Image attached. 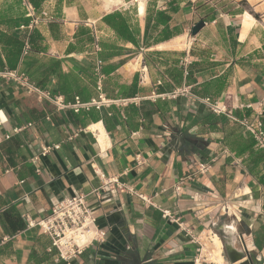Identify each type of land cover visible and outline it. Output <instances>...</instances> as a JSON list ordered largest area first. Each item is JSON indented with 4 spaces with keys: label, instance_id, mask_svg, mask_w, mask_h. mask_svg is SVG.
<instances>
[{
    "label": "crops",
    "instance_id": "obj_1",
    "mask_svg": "<svg viewBox=\"0 0 264 264\" xmlns=\"http://www.w3.org/2000/svg\"><path fill=\"white\" fill-rule=\"evenodd\" d=\"M29 8L50 19L27 28ZM113 12L139 30L136 45L102 22ZM157 12L167 40L163 26L151 30ZM32 32L40 39L29 44ZM6 71L65 104L104 102L57 109L0 74V264H65L28 222L80 194L106 237L70 264H192L215 227L264 264V161L252 169L248 153L236 156L230 146L247 133L223 115L204 122L213 113L201 102L259 115L264 127V0H0Z\"/></svg>",
    "mask_w": 264,
    "mask_h": 264
},
{
    "label": "built area",
    "instance_id": "obj_2",
    "mask_svg": "<svg viewBox=\"0 0 264 264\" xmlns=\"http://www.w3.org/2000/svg\"><path fill=\"white\" fill-rule=\"evenodd\" d=\"M33 12V9L29 8L27 17H29L31 21L27 28L36 27L50 19L44 11L40 12L39 16H35ZM0 74L3 77L11 79L20 86L25 87L28 92L36 93L41 98L46 99L57 109H71L74 112H78L80 107L87 108L89 106H94L99 108L101 103L104 102L100 96L98 101H92L87 105L79 104L77 98L75 99L74 104H65L61 97H52L48 93H43L38 88L34 87L23 75H19L13 71H6ZM182 94H184V91L178 90L168 95V97L174 98L177 95ZM201 102L211 113L218 116H226L229 120L238 123L244 131L253 138L255 147L264 152V127L259 115L237 119L226 107L219 106L210 99H203ZM52 149L56 150L58 149V146L42 148L41 155L48 154ZM206 171V165H199L198 172L200 174H203ZM112 183H117V181L114 179L108 180L104 186ZM179 190L180 187L177 186L174 191L178 193ZM138 197L145 202L141 196ZM85 198L86 196L82 194L66 198L52 206L49 214L44 218L36 222H28V227H37L42 234L49 238L51 248L56 251L57 260L62 261L65 264H70L73 259L81 255L93 243L104 242L106 237V232L99 229L96 225V220L90 209L87 207ZM221 209L225 212V208ZM162 215L163 217H169L167 212H162ZM196 242L198 244V249L192 259V264H228L223 257L222 251L221 255L224 261L220 263L214 260L211 253L206 252L199 240H196Z\"/></svg>",
    "mask_w": 264,
    "mask_h": 264
},
{
    "label": "trees",
    "instance_id": "obj_3",
    "mask_svg": "<svg viewBox=\"0 0 264 264\" xmlns=\"http://www.w3.org/2000/svg\"><path fill=\"white\" fill-rule=\"evenodd\" d=\"M42 0H31L32 4L34 7H38V4ZM102 22L107 25L116 35L118 40L124 41V42H129L132 44H137L136 38L138 37L139 30L135 27H132L128 18L119 13V12H113L109 15H106L103 19ZM150 19L146 21V27L149 26ZM168 23V17L165 16L162 12H157L155 14L151 30L154 31L156 30L159 25L163 26L164 29L162 31V41L167 40L170 37V33H166L165 31V26H167ZM40 36L36 32H32L29 36V44L32 43L34 40H39ZM18 50L16 51V54H18L21 48V44H18ZM18 52V53H17ZM12 55V53H10ZM14 55V54H13ZM15 56V55H14ZM16 63V59L12 61V59L8 60V67L10 69H13ZM247 116V115H246ZM223 117L222 116H216L214 114H209L204 118V122L208 123L210 126H214V124L218 123ZM240 141H243L242 143ZM239 142L236 146H230V149L234 151L236 156L248 153L249 155V162L252 165V169H255L257 165L260 162L264 161V154L260 150H254L255 142L253 138L249 135L246 134L245 136H242L241 140L239 139ZM259 174V172H258ZM258 184L261 185L264 188V174L258 177ZM10 218L12 219L11 221L19 228L22 229V225H17L18 220L15 214H11Z\"/></svg>",
    "mask_w": 264,
    "mask_h": 264
},
{
    "label": "water",
    "instance_id": "obj_4",
    "mask_svg": "<svg viewBox=\"0 0 264 264\" xmlns=\"http://www.w3.org/2000/svg\"><path fill=\"white\" fill-rule=\"evenodd\" d=\"M203 25L204 24L201 21L196 23L191 28V35L192 36L196 35L199 32V30L203 27ZM116 219H117L116 215L111 216V220H116ZM229 236H230L229 239H224L222 236L220 237L222 241L224 258L229 264H258V260L254 253L248 252L244 248H242L241 250H237L236 248H234L231 235Z\"/></svg>",
    "mask_w": 264,
    "mask_h": 264
},
{
    "label": "bare ground",
    "instance_id": "obj_5",
    "mask_svg": "<svg viewBox=\"0 0 264 264\" xmlns=\"http://www.w3.org/2000/svg\"><path fill=\"white\" fill-rule=\"evenodd\" d=\"M108 3L109 4H113L112 2H108ZM249 24H251V20L248 19L245 16L244 17V25H243L244 29L243 30H245L249 26ZM182 41H183V38H177L172 44H174V46H180V44H182ZM100 132H101V136L103 138L104 137V133L102 132V130H100ZM102 138H100V140ZM230 230L232 231L231 228H230ZM210 240H211V247H212V250H210L211 251V255L213 256L215 261H218L220 263L223 262L224 259H223L222 255H221L222 244H221L220 239L218 238L217 235L213 234Z\"/></svg>",
    "mask_w": 264,
    "mask_h": 264
},
{
    "label": "rangeland",
    "instance_id": "obj_6",
    "mask_svg": "<svg viewBox=\"0 0 264 264\" xmlns=\"http://www.w3.org/2000/svg\"><path fill=\"white\" fill-rule=\"evenodd\" d=\"M217 227L211 229L210 231H207L203 236V240H202V245H203V248L206 250L207 253H211L210 250H212V247H211V237L213 234L217 235L218 238L220 239L221 241V236H219L220 234H218L217 230H216ZM221 244H222V241H221ZM222 253H223V257H224V252H223V249H222Z\"/></svg>",
    "mask_w": 264,
    "mask_h": 264
}]
</instances>
